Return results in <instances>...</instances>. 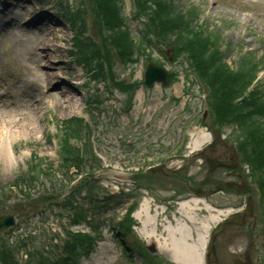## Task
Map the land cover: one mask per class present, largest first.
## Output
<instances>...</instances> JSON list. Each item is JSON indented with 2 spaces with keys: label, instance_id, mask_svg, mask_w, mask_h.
<instances>
[{
  "label": "rangeland",
  "instance_id": "obj_1",
  "mask_svg": "<svg viewBox=\"0 0 264 264\" xmlns=\"http://www.w3.org/2000/svg\"><path fill=\"white\" fill-rule=\"evenodd\" d=\"M118 2L116 19L122 20L124 29L121 31L133 42L134 48L133 44H121L119 29L112 34L105 27L93 0H0V32L8 31L3 36L0 34V95L4 92L9 95L0 97V114L17 119L16 126H24L19 131L16 126L13 128L14 162L2 159L0 151V215L13 214L18 220L16 233L10 234L8 240L15 239L16 234L36 231L37 240L42 236L37 242L41 247L44 233L48 234L50 228L60 237L67 232L78 236L82 239L80 244L69 237L74 251L72 256H67V264H146L148 258L138 249L146 245L142 229L150 232V227H144L143 220L136 221L134 232L122 235L109 228L113 226L112 216L123 214L129 207L128 197L137 200L143 193H154L156 199L166 205L168 201L165 200L173 198L175 190L185 193L197 188L199 181L208 175L205 155L221 158L227 148H233L237 137L232 127H208L213 138L211 146L202 158L196 155L189 162L185 160L183 155L187 154L190 136L195 130L204 128L199 123L203 113L206 111L204 120L207 123L211 116L210 91L194 80L190 65L186 63L187 55L183 53L184 43L190 40L189 34L183 31L173 35L152 33L148 30L149 14L135 8L133 0ZM173 2L177 13L183 19L188 17L193 29L207 36L208 46L220 52L224 67L237 71L245 66L249 79L263 71L257 89L264 95V0ZM10 17L14 18V25L5 28ZM39 19L50 29L35 31L33 28L40 25ZM168 28L169 24L165 29ZM47 39L52 45V51H47L50 70L42 72L38 69L40 59L35 55H41L37 50L47 45ZM171 49L172 61H168L166 51ZM149 63L178 73L179 82L174 86L146 88L144 73ZM47 72L61 84L59 91L43 83ZM53 82L51 80V84ZM72 98L77 104L70 103ZM167 101H170L168 109L156 115L157 109ZM231 137L233 139L228 141ZM148 160L152 163L164 161V173L156 172L152 179L146 177L149 173L144 174L143 169ZM79 161L81 169L74 167L73 170L71 163ZM176 161L179 165L174 164ZM183 165L188 168L181 170L196 180L193 187L179 182L186 183V175L183 177V173L176 172ZM92 166L97 170L93 171ZM86 172H92L94 178L78 183ZM73 180L79 188L72 187ZM211 180L222 182L231 178L225 170L219 169L211 175ZM245 183L247 192L255 198V213L245 226L238 229L229 226L218 236L215 258L219 264H234L239 250L245 248L249 249L253 264H257V259L262 263L264 257V232H257L256 224L264 220L257 219L259 207L254 184L250 180ZM116 186L119 192L115 191ZM202 187L207 191L216 190L213 185ZM90 189L96 191V197H105L104 207L100 204L89 207L85 195ZM101 189L107 192L101 193ZM239 196L240 191L224 190L205 202L219 210L238 208L245 203L247 193ZM72 203L76 204L75 210L79 205V211L83 212L84 203L89 207L90 221H98L95 229L87 227L84 220L72 221L75 212L65 211L69 209L66 206L74 209ZM198 208L187 213L178 210L172 219V222L175 218L181 219L179 221L186 224L192 234L189 243L197 244L198 235L205 232L204 225L210 223L212 226L211 215H217L202 203ZM172 212L175 213L174 208L170 207L168 217ZM99 219L104 220L99 223ZM78 232H83L84 237ZM88 233L91 239L86 238ZM156 236L167 239V232L158 227ZM120 238L125 240L124 244ZM66 249L65 246V254ZM156 251L157 255L150 254L159 257L152 260L153 264H177L170 247L167 251ZM46 255L44 252L43 260ZM18 259L22 260L19 264H30L22 251ZM214 260L212 258V264H218Z\"/></svg>",
  "mask_w": 264,
  "mask_h": 264
},
{
  "label": "trees",
  "instance_id": "obj_2",
  "mask_svg": "<svg viewBox=\"0 0 264 264\" xmlns=\"http://www.w3.org/2000/svg\"><path fill=\"white\" fill-rule=\"evenodd\" d=\"M93 1L97 4L105 27L110 29L112 34L119 29L121 44L131 46L133 42L121 31L122 20L116 19L119 16L118 0ZM138 2L144 4V12H150L154 33L173 35L183 31L189 34L190 40L184 43L183 53L187 55V63L193 67L197 77L210 91V126H235L243 133L242 140L236 146L237 153L241 155L242 162L249 164L260 174V195L264 198V95L258 89L247 92L253 79H249L247 67L241 66L237 68V72H231L228 67H224L220 52L208 46L210 43L207 36L195 31L188 17L183 19L181 14L174 11L172 0ZM171 18H174V21H171ZM168 24L169 28L165 29ZM117 42L119 44L118 40ZM132 47L134 48V44ZM1 246L0 263L10 264L4 251L5 244L2 243Z\"/></svg>",
  "mask_w": 264,
  "mask_h": 264
},
{
  "label": "bare ground",
  "instance_id": "obj_3",
  "mask_svg": "<svg viewBox=\"0 0 264 264\" xmlns=\"http://www.w3.org/2000/svg\"><path fill=\"white\" fill-rule=\"evenodd\" d=\"M10 13L12 14V12ZM11 20H14V19L12 18ZM39 20H40L39 22L40 27L37 25L36 28H33L35 31H38L40 33L42 29L43 30L50 29L47 23H42L43 22L42 19H39ZM45 43L47 44L45 47H42L37 50V52L40 53L41 55L40 56L35 55V58L38 57L40 59L39 67L42 72L50 70L49 69L50 63H48L49 56L47 54V51L52 49V45L50 44V41H48V39L45 41ZM58 73L62 74L59 71ZM50 74L51 73L48 74V72L45 73V75L43 76V83L45 84V86H53V88L56 87L57 90L59 91L58 86L61 84L56 83L55 77H52V75ZM51 80L54 81L52 84H51ZM67 93H68V90L67 92H65V94ZM70 103L77 104V101L76 99L72 98L70 99ZM36 117L37 116H35V118ZM16 124H17V119L15 120L14 118L8 117V115L0 114V151L2 153V159L5 158L6 162L10 161L11 163L14 162L11 142L15 135V130H13V128H15ZM21 127L24 128V126L23 125L21 126L20 124V126H16V129L19 131ZM192 202L193 203L197 202V205L199 204L198 203L199 201L196 199L195 201L193 200ZM187 204H188L187 202H183L181 204L182 209L187 207L188 206ZM205 206L209 211L211 212L213 211V208L210 207L209 205L206 204ZM223 212L224 211L219 210V214H222ZM147 214H148V211H147ZM217 219H218V216L211 215V218H210L211 221H215ZM177 224L179 226L177 227L171 226V227L166 228L165 231L167 232V239L166 238L162 239V242L159 239H154L155 231L153 228L151 232H148L147 230L142 229V233L147 238V241L151 240L153 243L155 242V245L157 246L159 250L167 251L168 247H170L172 258L174 262H176L177 264H203V255H204V248L206 244V236H207V231L210 226L209 223H206L204 225V231L206 232V234L198 235L197 244L188 242L189 240H191L192 234H189L186 224L185 223H182V224L177 223Z\"/></svg>",
  "mask_w": 264,
  "mask_h": 264
},
{
  "label": "water",
  "instance_id": "obj_4",
  "mask_svg": "<svg viewBox=\"0 0 264 264\" xmlns=\"http://www.w3.org/2000/svg\"><path fill=\"white\" fill-rule=\"evenodd\" d=\"M166 72L163 68L161 67H157V66H153V65H149L148 69L146 70L145 73V78H146V84L147 86L151 87L153 85L154 82H162L163 85L167 84V79H166ZM209 163H211V165L213 164H217L218 166L220 164H218L215 160H211L209 161ZM212 165V166H213ZM211 166V168H212ZM197 195H208V193H204L201 191H197L196 193ZM252 213V205H248V210H247V214L251 215ZM230 223H238V224H242V221H237V220H225L223 223L219 224L217 226V228L214 230V232L211 235V239H210V243H209V247H208V257L210 256V254H214V243L216 240V236L224 229V227L227 224ZM15 224V220L13 216H4V217H0V231H4L6 229H8L9 227L14 226Z\"/></svg>",
  "mask_w": 264,
  "mask_h": 264
},
{
  "label": "flooded vegetation",
  "instance_id": "obj_5",
  "mask_svg": "<svg viewBox=\"0 0 264 264\" xmlns=\"http://www.w3.org/2000/svg\"><path fill=\"white\" fill-rule=\"evenodd\" d=\"M237 180L239 181V185L236 184V186H237L238 188H243L241 178H240V177H237ZM243 256H244V257H248V252H247V250H245V252L243 253Z\"/></svg>",
  "mask_w": 264,
  "mask_h": 264
}]
</instances>
